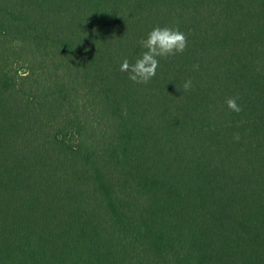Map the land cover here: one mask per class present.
<instances>
[{"label": "trees", "instance_id": "1", "mask_svg": "<svg viewBox=\"0 0 264 264\" xmlns=\"http://www.w3.org/2000/svg\"><path fill=\"white\" fill-rule=\"evenodd\" d=\"M0 264H264V0H0Z\"/></svg>", "mask_w": 264, "mask_h": 264}, {"label": "clouds", "instance_id": "2", "mask_svg": "<svg viewBox=\"0 0 264 264\" xmlns=\"http://www.w3.org/2000/svg\"><path fill=\"white\" fill-rule=\"evenodd\" d=\"M139 43L145 51L138 56L133 64H130L125 58L120 65V71L127 72L130 81L136 84H146L155 77L159 67V58L184 53L188 40L185 33L178 28L156 26ZM191 86V80H186L182 85L184 91L190 89ZM226 103L233 112L239 113L242 110L236 99L229 98ZM235 139L239 140L238 134Z\"/></svg>", "mask_w": 264, "mask_h": 264}]
</instances>
